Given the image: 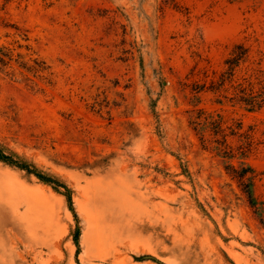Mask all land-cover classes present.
Instances as JSON below:
<instances>
[{
	"label": "rangeland",
	"instance_id": "1",
	"mask_svg": "<svg viewBox=\"0 0 264 264\" xmlns=\"http://www.w3.org/2000/svg\"><path fill=\"white\" fill-rule=\"evenodd\" d=\"M18 34L53 83L0 81V145L74 211L0 161V264H264V0H0Z\"/></svg>",
	"mask_w": 264,
	"mask_h": 264
},
{
	"label": "trees",
	"instance_id": "2",
	"mask_svg": "<svg viewBox=\"0 0 264 264\" xmlns=\"http://www.w3.org/2000/svg\"><path fill=\"white\" fill-rule=\"evenodd\" d=\"M16 31H20L17 26H11ZM19 40H15L10 44H0V81L2 80H17L19 78L35 84L38 80L44 84L53 83V73L50 66L43 60L33 49L28 36L18 34ZM241 57V55H239ZM237 59L236 62H239ZM0 161L11 166L25 171L29 175H34L44 184L53 187L54 190L59 191L60 188L64 189L63 194L67 197L70 209L74 211L71 189L64 183L60 182L57 178L49 174H44L37 168L32 167L27 162L17 158L6 148L0 145ZM254 169L250 166L243 168L238 177L243 181L244 192L247 195L249 202L255 210L260 213L261 221L264 226V213L259 207L257 198L254 192L253 182ZM81 236L80 228L77 227L74 233V241L80 249L79 239Z\"/></svg>",
	"mask_w": 264,
	"mask_h": 264
}]
</instances>
